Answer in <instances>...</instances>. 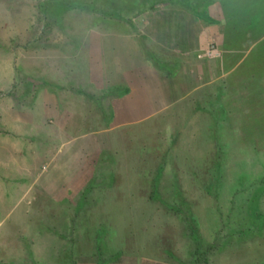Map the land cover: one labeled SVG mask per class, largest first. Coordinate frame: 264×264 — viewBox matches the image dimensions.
<instances>
[{
    "label": "rangeland",
    "instance_id": "rangeland-1",
    "mask_svg": "<svg viewBox=\"0 0 264 264\" xmlns=\"http://www.w3.org/2000/svg\"><path fill=\"white\" fill-rule=\"evenodd\" d=\"M46 1L0 0V264H30L33 253L35 264H56L57 236L43 228L37 233L36 225L43 227L38 219L54 213L46 221L62 232L61 217L69 220L73 213L61 203H75L94 178L99 187L91 198L93 206L81 214L84 223L76 231L82 243L76 264H191L186 217L197 220L204 245L212 244L215 236L223 237L230 229L217 224L221 213L228 222L238 217L228 218L226 211L233 195L247 184L256 188L264 176V0H220L223 4L211 8L214 18L226 16L222 48L219 39L205 31L210 26L173 7L171 0H108L122 2L117 9L98 4L129 19L133 27L83 8L60 18L69 3L96 6V0H56L51 6L55 17L47 28L40 9ZM151 5L155 11L137 14ZM98 19L145 37L148 53L138 40L144 63L173 87L172 103L146 121L109 126L110 110L92 102L80 110L86 119L59 120L58 115L67 114L64 109L54 111L52 100H47L58 96L62 86L73 89L78 80L88 84L83 58ZM185 21L186 35L208 33L196 47L201 57L195 62L192 52L187 53L193 37L189 45L180 44V22ZM148 33L161 39L155 43ZM76 46H83L84 53ZM209 53L217 61H209ZM168 69L175 72L174 81L166 75ZM188 76L190 83L182 85ZM180 84L187 90L182 98ZM86 135L96 141L87 155L88 174L69 184L72 176L56 164L70 139ZM221 156L219 179L215 161ZM101 224L106 233L97 251L87 230L93 237ZM210 261L262 264L264 241L227 249Z\"/></svg>",
    "mask_w": 264,
    "mask_h": 264
},
{
    "label": "crops",
    "instance_id": "crops-1",
    "mask_svg": "<svg viewBox=\"0 0 264 264\" xmlns=\"http://www.w3.org/2000/svg\"><path fill=\"white\" fill-rule=\"evenodd\" d=\"M105 2L107 0H101L99 4L105 5ZM120 4L114 2L111 8H119L121 7ZM180 14L186 15V12L180 10ZM186 17L188 18L187 15ZM214 20L217 21V24L210 25L205 31L215 35L219 39L218 42L222 48L224 43L221 32L222 21L226 20V17L223 20L221 18H214ZM98 21L99 23L93 26L96 27L92 31L94 36L90 37L87 43L90 46V51L88 50L87 57L85 56L83 58L85 60L84 62H86L84 66L87 67V79L90 78L92 82L90 84L92 86L89 85L90 80L87 81L88 84L78 80L75 88L69 89L61 84L62 90L58 92L55 90L59 94L58 96L55 93L54 96L51 95L53 98H49V95L47 100H52L53 103V107L51 105L50 107L54 111L64 109L67 114L64 117L58 115V119L69 121L74 119L84 120L86 118H84L85 116L81 114L80 110H84L87 106L86 104L92 102L94 104L99 103L97 108L101 107L102 109L106 107V109L110 110L108 120L111 123H109V126H126L128 124H136L138 121H146L145 119L154 115L157 111L167 108L170 102L174 100L173 95L175 93H172L174 91L172 90L173 87L167 78L155 72L152 65L150 66L144 63L146 61L143 58L142 51L139 47L140 45H138V40L140 39L137 37L136 32L126 29L120 30L116 25L122 26V24L116 22L100 21L99 19ZM185 22L186 24L180 22V44L184 46L182 44H185V41H187L189 45L190 36L193 37L192 46L189 49L190 51L187 52L189 54L192 52V56H190L192 62L197 57H201L199 56L200 51L196 47L204 39V36L208 39V33L205 32L204 35H199V33L193 32V34L186 35L183 29H189V21ZM105 25L111 26L112 28L109 27V30L106 31ZM127 26L133 27L135 25L130 22ZM90 28L92 29V27ZM99 29L105 30V32L99 31ZM147 36H150V39L152 37L154 42L159 38L157 35L155 36L151 33H148ZM195 44L196 46H193ZM74 49H82L83 52L85 48L81 46L78 49L76 46ZM209 57V61H217L215 60L216 58H212V53H209ZM56 76H60V73H56ZM58 86H60L59 83ZM181 88L182 86L180 84V98H182V92L187 91L181 90ZM60 92L66 93L64 97L61 96ZM95 120L101 119L100 117H96ZM95 142L93 138H89L86 135L80 138L70 139L67 143L68 145L62 148L60 161L57 163L56 160V165L60 168L65 167L67 173H70L69 176H72L67 183H72L74 179L76 180L73 183L78 182L80 181L79 176H86L88 174L89 162L87 155L90 147L95 149ZM92 143L94 146L91 145ZM59 154L55 157L58 158Z\"/></svg>",
    "mask_w": 264,
    "mask_h": 264
},
{
    "label": "trees",
    "instance_id": "trees-1",
    "mask_svg": "<svg viewBox=\"0 0 264 264\" xmlns=\"http://www.w3.org/2000/svg\"><path fill=\"white\" fill-rule=\"evenodd\" d=\"M55 1L56 0H48L40 4L41 14L43 18L41 22L44 23L46 28L49 27L52 22V20L50 19L52 18L54 19L55 17L53 16V14H51L52 12L51 6H53L52 4ZM97 1L98 0H96V6L95 5L86 6L85 4H83V1H80V3L78 4L69 3L68 7L60 11L58 15L61 16L60 18H63L64 15L68 11L75 10L77 8H83V9H87L93 14L100 15L104 19H108V20L117 19L118 21H123L125 23L131 22L129 19H123L121 14L117 12H114V11L111 12L110 10H105V8L104 9L100 8L101 6L98 5L99 3H97ZM145 1H144V5L147 4V2ZM157 1L158 0H153L152 3L154 4V2H157ZM171 1L174 4L173 7L190 12L193 15V17L196 18V20L204 21V23L208 26L217 24V21L214 20L211 8L214 7L216 3L220 2V0H194L193 2H188L185 0H171ZM130 2H134V1H130ZM112 4H113V1L107 0V2H105V5L104 4L103 5L104 7L108 5L111 8ZM129 4L132 5V3H129ZM120 5H122V2ZM130 5L128 6L132 7ZM154 7L156 6L151 5L149 8H146L143 11H138L137 14H141L142 12H145L146 10L155 11L156 9ZM133 9L134 8H129V10L131 11ZM223 13H224V10H223ZM224 21L225 20H223L222 23ZM140 39L142 40V45H144V48H145L146 44L143 43V40L145 39V37L141 36ZM145 50L148 53V50L146 48ZM146 52L145 54H147ZM151 57L153 58L152 55ZM165 64L168 67L169 62L167 61V63ZM156 66H158V64ZM170 66H171V63H170ZM174 73L175 72L173 71L170 72V69H168L166 75L168 76V78H171L176 75ZM173 79L171 78L172 81H174ZM189 83H190V76L186 78L185 84H189ZM106 121H109V120H106ZM104 160L105 159H102L100 162H98L97 165H101ZM215 162H216L215 164L217 165V168H216L217 173H218L217 178L220 179L219 170L223 165L224 158L222 156L218 157V160H216ZM99 167H97L96 169L97 171L96 176L99 173ZM108 175L110 177L112 173H108ZM159 176L161 179L162 170ZM217 178H215V180L212 182L213 186L216 185ZM96 180L97 179L94 178L93 181L88 185V187L82 191V193L78 197V200L75 203H71L67 199L63 203H61L63 207L72 209V213H73L72 214L73 217H70V218L68 217L69 220L64 219L65 215L61 217V220H62L61 231L62 232H56L55 228L51 224H49L50 221H46V219H53L54 213L48 214L49 216L47 215L46 218L42 219V221L41 219H38L40 223H42L43 227H39L38 225H36L35 230L37 231V233L38 231L39 233H41V229L43 228V230L46 229L47 231H50L52 233V236H57V240H56L57 246H55L57 247L55 248L56 264H76L75 260L78 257H82V254L76 251L77 247H79V244H82L80 243L79 239L76 238L77 237L76 231L79 230L78 226L84 223L82 219H79L81 214L85 215V212H88L89 209L93 206L94 202L92 201L91 198L93 196L94 190L97 187H99V186H96ZM159 182L160 180H158L156 183L159 184ZM156 192L159 194L157 193L155 194H157L158 197H160V192L158 191ZM263 201H264V176L263 178H260L257 181L256 188H253L252 185L249 186L247 184L245 187L241 188V190L237 191L233 195V198L230 202V206L229 208L226 209V211L228 213V218L231 215H235V216L237 215L238 217L235 221L233 219L234 222L233 221L228 222L226 221V217L224 218V214L222 212L217 224L220 225L222 229H225L226 226L230 227V229H228L227 234L224 235L223 237H219V234L215 236V239L213 240L212 244H209V245L208 244L204 245L203 240L199 236L197 220L193 216L188 215L186 217L187 227H188V236H189L188 238L190 239V242L192 245L191 249H193L192 253L190 252L192 256L190 263L191 264H211L210 256H213L215 254H221L223 251H226L227 249L238 250L240 248L245 247L246 244L249 242H252V243L253 242H263L264 241V210L262 209ZM184 205H187V204H184ZM179 210L180 212H182L181 209ZM176 212H177V209H176ZM96 229H97L96 230L97 235H94L93 237H92L93 232L90 230H87L88 232L87 237L89 238L90 241H93V243H95L94 245H96L97 251H100L99 249H101L102 245L104 244L103 236L106 233L105 231L106 229L104 228L103 224H101L99 228H96ZM28 262L30 264L32 263L35 264L37 262L34 257V253L32 257L28 258Z\"/></svg>",
    "mask_w": 264,
    "mask_h": 264
}]
</instances>
